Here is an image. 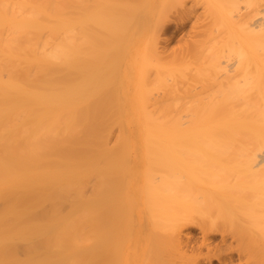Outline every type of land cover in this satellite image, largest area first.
Listing matches in <instances>:
<instances>
[{
    "label": "bare ground",
    "instance_id": "bare-ground-1",
    "mask_svg": "<svg viewBox=\"0 0 264 264\" xmlns=\"http://www.w3.org/2000/svg\"><path fill=\"white\" fill-rule=\"evenodd\" d=\"M143 217L157 258L264 264V0H0V264H123Z\"/></svg>",
    "mask_w": 264,
    "mask_h": 264
},
{
    "label": "rangeland",
    "instance_id": "rangeland-1",
    "mask_svg": "<svg viewBox=\"0 0 264 264\" xmlns=\"http://www.w3.org/2000/svg\"><path fill=\"white\" fill-rule=\"evenodd\" d=\"M186 5H190V4H186ZM191 6V5H190ZM185 6H182V8L181 7H179L180 8V10H179V8H174V9H176L177 10V13L175 12V13H172L174 10L172 9L171 11H170V13H168V14H171L170 15V18L169 19H167L166 21H167V24H164L163 25V28H162V30H164V32L163 33H161V31L162 30H160L159 31V35H160V33H161V35L159 36V39H160V44H161V46H163V47H166V49L168 50V51H165V53L163 54V55H166V57L167 56H169L168 54H170L171 55V52L172 51H174V52H172L174 55L177 53L178 54V51L179 50H182V51H185V52H187V50L188 49H186L187 48V46H189V47H191L190 46V41L191 40H194V38L196 39L197 38V34L196 33H199L200 32V30L202 29V25L205 23V21L206 20H204L203 19V16H202V14H203V12L202 13H198V16L199 15H201V16H199L200 18H201V28H200V25L198 26L197 24H199V20H200V18L198 19L197 18V16H195V15H197L196 13H197V11L198 12H200V11H202V8L200 9V11H199V8L201 7V6H199V5H196V6H194V7H196L197 9H191L192 7H190V11H192V14L190 13V11H189V7L188 6H186L185 8H184ZM186 9V8H188L187 10H188V12L189 13H187V11H185L184 9ZM182 9V10H181ZM175 10V11H176ZM179 11V12H178ZM181 11H182V13H181ZM187 13V14H185V15H180V16H178L179 15V13H181V14H184V13ZM175 14V15H174ZM177 15V16H176ZM191 15V16H190ZM169 16V15H168ZM176 18H175V17ZM195 16V17H194ZM178 17H180V18H178ZM183 17V18H182ZM182 18V19H181ZM194 18V19H193ZM199 21H196L197 22V24H195V27H194V22L195 21H193V20H196V19ZM175 19V20H174ZM177 19V20H176ZM192 19V20H191ZM168 20H170V21H168ZM179 20V21H178ZM166 21L164 22V23H166ZM174 22V23H173ZM195 22V23H196ZM169 23H171V24H169ZM176 23V24H175ZM170 25H172V27L170 26ZM197 25V26H196ZM165 26V27H164ZM169 27V28H168ZM195 28H196V30H195ZM198 28H200V29H198ZM197 29H198V31H197ZM193 31H194V33H193ZM197 31V32H196ZM192 33H193V35H192ZM194 34H196V37H194ZM193 38H192V37ZM164 40V41H163ZM189 40V41H188ZM161 41H163L162 43H161ZM193 41H191V43H192ZM163 44V45H162ZM188 47V48H189ZM165 49V48H164ZM165 49V50H166ZM179 49V50H178ZM171 50V51H170ZM190 50V49H189ZM170 52V53H169ZM185 52H183L182 54H184ZM180 53H181V51H180ZM172 54V55H173ZM176 54V55H177ZM186 54V53H185ZM169 58H170V56H169ZM142 221L141 222H136V221H134L133 223H131V222H129L128 221V219H125L124 220V222L123 223H125L126 221H128L127 223H128V225H130V223H131V225H130V231L128 232L127 230V228H126V225H127V223H125V224H123L124 226H125V231L123 232V235H122V241H123V243H122V260H123V264H124V262H125V264H130V262H132V261H136L137 262V264H156L158 261L162 264L163 263V260H164V263L163 264H171V263H173L174 264V262H175V264L177 263V264H193V259H194V256H195V260L197 259V258H199L198 256H199V254L201 253H204L205 251H206V248H205V246H203V247H199L200 248V250H197L196 249V252H195V250L192 252V253H194V255H191L192 253H189V254H187V256H180L179 255V257H178V255H177V253H175L176 255H177V257H176V255L175 254H173V252H169V251H161V253H165L164 255L163 254H161V255H163V257H158L157 258V256H155L154 254H153V248H151V247H153V245L151 246V244H152V242H151V240H150V242H149V238H150V234L151 235H153V231H152V228L153 227H151V225L152 224H149L150 222H149V219L147 218V217H143L142 219H141ZM145 227V228H144ZM124 228V227H123ZM158 230V229H157ZM166 231V230H165ZM165 231H163V232H165ZM189 234H190V236H191V238H192V240H194V244L196 245V243L197 244H199L198 242H200V239H201V237H202V234H201V232H200V230L197 228L196 229V227L194 228L193 227V229H192V227L191 228H189ZM127 232V233H126ZM151 232V233H150ZM159 232V231H158ZM156 233V232H155ZM154 233V235H155V237H156V234ZM166 233V232H165ZM213 233V232H212ZM210 233L209 234V237H210V239H211V241L214 243H218V240H219V238H220V234H218V233ZM230 233V232H229ZM227 234L228 235V237L226 236V238H227V240L228 241H231V244H232V246H236L237 244H238V242H237V240H236V238H232V234ZM137 234V235H136ZM159 234V233H158ZM164 234V233H162V230H161V232H160V236H162V235ZM212 234V235H211ZM165 235V234H164ZM167 235V234H166ZM193 235V236H192ZM158 236V235H157ZM196 236V237H195ZM147 237V238H146ZM152 237V236H151ZM236 237V236H235ZM256 239H257V237L256 236H254ZM137 238V241H135V245H136V247L138 248L137 250L136 249H134V247H133V244H134V241H133V239H136ZM139 238V239H138ZM161 239H162V237H161ZM198 239H199V241H198ZM196 241V242H195ZM162 242H163V240H162ZM133 243V244H132ZM149 243V244H148ZM256 243V242H255ZM125 244V245H124ZM256 246H257V244H255ZM258 247V246H257ZM257 247H255V248H257ZM150 248V249H149ZM204 248V249H203ZM201 249H202V251H201ZM146 250V251H145ZM205 250V251H204ZM139 252V254H138V252ZM201 251V252H200ZM151 252H152V254H151ZM199 252V253H198ZM148 253H150V254H148ZM198 254V256H197V254ZM136 254L138 255V256H136ZM166 254H167V256H166ZM171 254V255H170ZM200 254V255H201ZM251 253H246L245 255L243 254V257H242V255L240 256V259H242V261H243V264L245 263L246 264V262H247V264H256V262H255V258H254V255H253V258H252V256L250 255ZM150 255V256H149ZM169 255V256H168ZM175 255V256H174ZM236 255V256H235ZM171 256V259L169 258ZM190 256V257H189ZM237 253L236 252H234L233 253V260H234V262H232L233 264L237 261ZM246 256V257H245ZM251 256V257H250ZM124 257V258H123ZM155 257V258H154ZM173 257H174V259H173ZM182 257V258H181ZM188 257V258H187ZM193 257V259L191 260V258ZM236 257V258H235ZM151 258V259H150ZM156 258L158 259V260H156ZM162 260H161V259ZM190 258V259H189ZM125 259V260H124ZM133 259V260H132ZM153 262V263H151V261ZM153 259H154V261H153ZM182 259V260H181ZM248 259V260H247ZM147 260H148V262H147ZM161 260V261H160ZM179 262H178V261ZM194 260V261H195ZM155 261H157V262H155ZM166 261V262H165ZM182 263H181V262ZM186 261V262H185ZM244 261H246V262H244ZM248 261H249V263H248ZM144 262V263H143ZM145 262H147V263H145ZM187 262H189V263H187ZM191 262V263H190ZM237 263V262H236ZM201 264H206V262H203V261H201ZM207 264H217V262L216 261H212V263H207Z\"/></svg>",
    "mask_w": 264,
    "mask_h": 264
}]
</instances>
